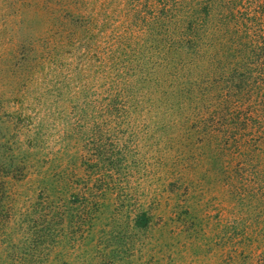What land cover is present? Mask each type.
Masks as SVG:
<instances>
[{"label": "rangeland", "instance_id": "1", "mask_svg": "<svg viewBox=\"0 0 264 264\" xmlns=\"http://www.w3.org/2000/svg\"><path fill=\"white\" fill-rule=\"evenodd\" d=\"M129 13V0H0V264H264V154L216 157L198 135L170 143L168 130L148 133L141 120L130 170L112 181L134 209L82 223L70 213L59 225L41 206L34 129L37 114L47 119L61 104L36 100L33 53L76 50L82 15L111 35L126 30ZM67 63L80 72L79 60ZM58 119L40 131L49 169L47 156L66 148Z\"/></svg>", "mask_w": 264, "mask_h": 264}, {"label": "trees", "instance_id": "2", "mask_svg": "<svg viewBox=\"0 0 264 264\" xmlns=\"http://www.w3.org/2000/svg\"><path fill=\"white\" fill-rule=\"evenodd\" d=\"M129 2L124 32L105 35L104 24L82 15L71 38L76 50L32 56L36 100L61 104L47 119L37 114L33 165L41 206L59 225L70 213L82 223L134 209L112 181L130 170L140 120L148 133L168 130L170 143L198 135L216 157L264 154V0ZM69 59L79 60L80 72ZM51 118L63 124L66 143L47 156L55 173L42 165L40 131ZM82 166L86 178L77 173Z\"/></svg>", "mask_w": 264, "mask_h": 264}]
</instances>
